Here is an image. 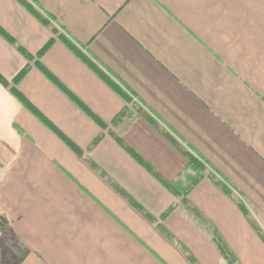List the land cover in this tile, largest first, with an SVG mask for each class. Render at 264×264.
Wrapping results in <instances>:
<instances>
[{
    "label": "crops",
    "instance_id": "obj_1",
    "mask_svg": "<svg viewBox=\"0 0 264 264\" xmlns=\"http://www.w3.org/2000/svg\"><path fill=\"white\" fill-rule=\"evenodd\" d=\"M24 1L47 24L0 0V264H231L214 234L264 264V0ZM160 129L231 194L207 175L183 206L146 167L190 173Z\"/></svg>",
    "mask_w": 264,
    "mask_h": 264
},
{
    "label": "trees",
    "instance_id": "obj_2",
    "mask_svg": "<svg viewBox=\"0 0 264 264\" xmlns=\"http://www.w3.org/2000/svg\"><path fill=\"white\" fill-rule=\"evenodd\" d=\"M21 2L24 4L25 7H27V9H29L33 14H35L36 16H38V18L45 24H47L46 20H44L41 15L31 6L29 5L26 1L21 0ZM55 33H57L56 30H54ZM59 39L69 48L71 49L75 54H77L96 74H98L111 88H113V90H115L128 104L132 103V98L129 97L120 87H118L112 80H110L109 78L106 77L105 74L102 73V71H100V69L85 55H83L79 49L73 44V42L71 40H69L66 36L60 35ZM53 42H51L50 44H48L45 49L42 51L44 52L45 50L49 49L51 47ZM20 50L23 52V54L29 59V60H33L34 58L31 57L30 55H28L26 52H24L21 48ZM42 54V53H41ZM40 54V55H41ZM35 65L37 66V68H39L43 73H45L49 78H51V80H53L56 84H58V82L45 70V68L42 66V64L39 61H36ZM27 70H24L15 80L16 83L19 82V80L23 77V75L26 73ZM0 81L3 84H6V82L1 79L0 77ZM15 94H18L16 90H14ZM72 99L77 102L75 100V98L72 97ZM138 114L141 115L142 117H144L146 120H148L153 126L157 127V122L152 118V116L144 113L140 108H138ZM134 112H132L130 109H125L120 115L119 118H124V117H131L133 116ZM89 115H91L89 113ZM91 117L97 122V124H99V126H101L103 129H107V126L100 121L99 119H97L95 116L91 115ZM43 120V119H42ZM45 124L53 131L55 132L59 138L61 140H63V142L65 144H67V146H69L77 155L82 156V151L77 148L71 141H69L63 134H61L54 126H52L51 124H49L48 122H46L44 120ZM160 131L163 133V135L174 145L176 146L181 153L187 157L188 161H189V171L190 173L185 174L183 176L182 180H179L177 183L175 184H170L166 181H164L162 178H160L157 174H155L152 170L151 167H147V169L168 189L170 190L177 198L181 199V202L183 204V206H185L186 208H192L188 202V193L189 191L195 187L204 177H206L208 175V177H210L215 184L221 188V190H223L226 194L230 195L231 193L229 192V190L227 189V187L220 181H218L214 176H212L211 174H208V169L207 166L205 165V163L203 161H201L198 157H196L195 155H193L191 152L187 151L185 148H183V146L169 133L163 131L160 129ZM118 141L121 143L122 141L120 139H118ZM122 144V143H121ZM142 164H145L143 161H140ZM92 166L94 168H96V166L94 164H92ZM118 189V188H117ZM118 191L120 193H122L123 195L126 196V194L118 189ZM128 197V196H127ZM131 205L136 208L138 211H140L148 220L155 222V219L153 217H151L141 206H139L133 199H131L130 197H128ZM241 209L243 210V212L245 214H247V211L244 207H241ZM171 212V210L169 212H167V214H165L164 217H166L169 213ZM191 212L196 215L194 210H191ZM196 217L199 219V217L196 215ZM201 222L202 220L199 219ZM204 223V222H203ZM258 234L261 236V238L264 241V234L257 228L256 229ZM215 238L214 241L216 242V244L218 245V247L221 249V251L223 252V254L227 257V259L230 261L231 264H236V260L235 257L233 256L231 250L227 247V245H225V243L223 242V240L221 238H219L216 234H214Z\"/></svg>",
    "mask_w": 264,
    "mask_h": 264
}]
</instances>
